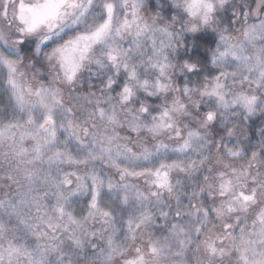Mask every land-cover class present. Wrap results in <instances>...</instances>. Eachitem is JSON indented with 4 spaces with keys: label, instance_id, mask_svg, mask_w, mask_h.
Returning <instances> with one entry per match:
<instances>
[{
    "label": "clouds",
    "instance_id": "9594fccd",
    "mask_svg": "<svg viewBox=\"0 0 264 264\" xmlns=\"http://www.w3.org/2000/svg\"><path fill=\"white\" fill-rule=\"evenodd\" d=\"M0 264H264V0H0Z\"/></svg>",
    "mask_w": 264,
    "mask_h": 264
}]
</instances>
